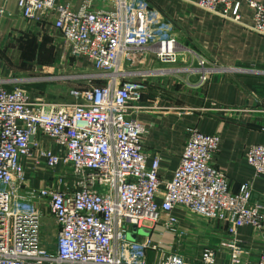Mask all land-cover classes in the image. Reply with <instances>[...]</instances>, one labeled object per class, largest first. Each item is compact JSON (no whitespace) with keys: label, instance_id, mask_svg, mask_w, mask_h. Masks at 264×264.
Here are the masks:
<instances>
[{"label":"built area","instance_id":"obj_1","mask_svg":"<svg viewBox=\"0 0 264 264\" xmlns=\"http://www.w3.org/2000/svg\"><path fill=\"white\" fill-rule=\"evenodd\" d=\"M245 1L252 7L246 26L264 35V3ZM15 3L27 19L54 14L62 52L85 58L93 70L76 78L93 83L70 87L73 101H55L30 99L23 87L0 81V264H264V250L251 260L241 258L247 248L236 229L258 225L264 207L251 199L249 180L231 190L224 172L214 165L217 133L188 127L168 178L158 176L157 154L147 158L140 138L145 127L135 116L143 106L139 101L145 82L131 78L128 66L145 51L159 61H175V36L157 10L146 0H111L110 7L95 6L94 0H79L76 6L58 0ZM194 3L239 19L240 0ZM193 54L194 66L174 69L195 71L204 81L215 67ZM37 132L49 136L58 149L40 147L33 138ZM32 148L45 168L62 167L52 185L23 187L19 156L31 154ZM244 158L254 173H264V142L248 144ZM95 182L103 185L101 192ZM175 205L221 222L224 234L190 258L176 248L168 250L150 234L124 236L125 226L149 223L151 228L161 214V225L183 236L185 230L171 212ZM42 211L53 219L51 240L40 231ZM147 250L156 252L154 260L147 259ZM220 251L227 254V262L217 261Z\"/></svg>","mask_w":264,"mask_h":264},{"label":"crops","instance_id":"obj_2","mask_svg":"<svg viewBox=\"0 0 264 264\" xmlns=\"http://www.w3.org/2000/svg\"><path fill=\"white\" fill-rule=\"evenodd\" d=\"M58 1L72 6L79 2ZM99 1L98 6L111 5V0ZM146 1L166 22V30L175 36L177 43L175 61L162 62L152 52L145 51L128 66L133 71L129 75L131 78L145 82L139 101L143 106L135 116L145 127L140 138L147 158L157 154L158 176L168 178L178 163L188 127L215 132L218 144L212 161L224 172L228 187L235 190L239 182L249 180L251 199L264 207V173H254L244 158L248 144L264 142V35L246 26L252 18V7L240 0L239 19L233 20L201 9L195 0ZM256 1L264 3V0ZM0 6L3 8L0 14V81L6 86L23 87L30 99H45L47 92L19 84L18 73L32 70L37 64L49 72L59 70L60 63L70 65L72 56L62 52V39L53 26L54 14L27 19L19 14L15 0H0ZM193 52L203 55L215 67L204 81L199 80L195 71L174 69L194 66ZM33 138L42 148L58 149L44 133L37 132ZM19 162L25 189L52 185L53 176L60 174V169L45 168L34 148L31 154L20 155ZM171 212L179 227L185 230L183 236L175 237L159 223L151 228L149 223L145 225L149 228L147 234L162 241L165 247L171 238L176 241L180 238L187 249H191L192 244L201 247L217 242L224 234L221 222L200 217L181 205H175ZM236 237L247 248L241 253L244 260H251L264 250V208L259 224L238 226ZM167 245L170 247V243ZM146 255L151 261L156 252L147 250ZM216 256L217 261L227 262L224 251Z\"/></svg>","mask_w":264,"mask_h":264},{"label":"rangeland","instance_id":"obj_3","mask_svg":"<svg viewBox=\"0 0 264 264\" xmlns=\"http://www.w3.org/2000/svg\"><path fill=\"white\" fill-rule=\"evenodd\" d=\"M106 2V1H103ZM101 2L97 0L95 2V5H99ZM59 51V50H58ZM60 54H58V57ZM67 56V55H66ZM70 57V55H68ZM61 58V57H60ZM70 65L67 66V63H63L62 66L60 63V69L57 71L49 72L44 70L43 68L37 66H33L32 70L27 69L26 71H21V73H18L19 79L18 83L22 84V86L25 87H36L38 90H43L44 92H47L48 94H44V98L46 100H55V101H73L75 98L70 96L68 93V90L70 87H77L81 85H86L89 82L84 78L77 79L76 76H80V74L85 73H92L93 70L89 65V62L80 56H72ZM74 77V78H72ZM55 168L58 170L60 169V172L62 171V167L60 165H57ZM66 179L69 181L70 176L66 173L65 174ZM102 184L95 182L94 187L97 189V191L101 192ZM105 187V186H104ZM197 215V214H196ZM200 216V215H198ZM201 217V216H200ZM163 214L159 217L158 223L161 224L163 222ZM126 224L123 223V226ZM176 225L179 226L176 222ZM39 227L41 233L44 235L46 240H51L54 235V228H53V219L47 211H42L39 218ZM149 232V228L145 225H138L137 227L133 228L132 224L129 226H125L124 229V236L127 239H133L137 235H143L147 234ZM176 237V236H175ZM181 239L178 238V241H176V238H171L168 241H166V247L170 251H174L175 248L179 250L181 253H183L184 256L191 257L194 254H196L199 249L201 248L199 245L192 244L191 249H187L185 246L184 241H180ZM170 243V247L169 244ZM175 247V248H174Z\"/></svg>","mask_w":264,"mask_h":264},{"label":"water","instance_id":"obj_4","mask_svg":"<svg viewBox=\"0 0 264 264\" xmlns=\"http://www.w3.org/2000/svg\"><path fill=\"white\" fill-rule=\"evenodd\" d=\"M29 139H30V136H29ZM132 227H133V228H135V226H134V225H132Z\"/></svg>","mask_w":264,"mask_h":264}]
</instances>
